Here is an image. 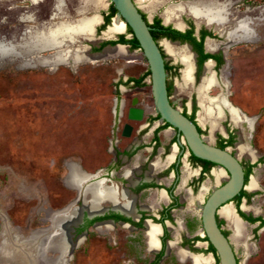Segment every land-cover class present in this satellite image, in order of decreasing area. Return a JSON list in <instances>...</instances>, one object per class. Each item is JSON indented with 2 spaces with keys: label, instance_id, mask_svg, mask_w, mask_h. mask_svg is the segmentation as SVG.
<instances>
[{
  "label": "rangeland",
  "instance_id": "1",
  "mask_svg": "<svg viewBox=\"0 0 264 264\" xmlns=\"http://www.w3.org/2000/svg\"><path fill=\"white\" fill-rule=\"evenodd\" d=\"M137 1L147 20L153 23L159 19L163 23L168 7L191 0H167L156 12L143 8L156 0ZM248 3L259 6L264 5V0H248ZM58 6H62L64 15L71 21L84 16L91 18L99 12L104 18L110 14L111 0L106 9L98 12L89 9L86 0H0V40L19 41L26 31L33 30L29 27L64 21V17L52 19L58 13ZM261 7H246L243 11H253L244 13L235 11L234 7V19L248 15L252 21L220 26L228 36L245 32L247 37L229 43L219 38L226 53L219 52L223 60L217 73L219 81H225L228 86L215 87L210 93L212 97L225 93L227 101L250 121L237 125L225 111L219 122L224 132L219 129L211 137V124L198 122L203 110L198 106L197 93L181 89L184 66L166 52L165 57L170 66L172 102L197 120L204 137L212 138L211 145L229 147L238 155L246 172H250L246 195L233 202L237 213L239 210L264 221V13ZM85 8L87 11L79 14ZM185 16L195 21L192 16ZM108 26H112V19L108 25L101 23L96 27L93 43L79 38L76 43L68 44L62 64L52 61L57 50L39 52L25 59L16 56L0 59V264H151L158 253L147 247L144 229L133 230L120 224L107 226L103 221L84 229L89 219L112 212L109 202L100 206L90 203L94 181L104 176L119 188L133 191L139 208L151 207L153 211L145 212L148 218L152 214L161 218L165 208L176 204L165 222L166 239L173 245L159 264H193L192 259L181 260L178 255L179 249L185 247L193 254L209 258V264H218L208 252L207 242L200 239L203 238L201 214L207 198L228 180V175L220 181L210 170L202 175L201 167L193 164L186 152L187 158L179 164L177 178L173 171L176 160L167 162L173 155L176 134L156 120L150 76H146L149 66L143 52L123 44L127 45V54L98 57L107 45L118 44L120 37L132 39L128 30L107 37L103 33ZM166 26L179 30L175 23ZM202 26L207 27L205 24L196 27ZM162 41L158 39L159 43ZM80 47L86 48V53H80L85 57L77 60ZM44 59L51 63L42 64ZM196 69L198 87L203 74L202 69ZM142 78V83L137 84ZM135 98L139 99L138 107L145 110L142 122L128 119ZM126 124L133 127L130 138L122 136ZM239 145L250 151L240 155ZM252 151L256 160L249 157ZM155 161L161 167L150 171L149 165ZM184 173L191 177L183 185ZM82 174L92 179L77 189L72 178ZM253 180L256 187L251 190ZM130 181L138 182L137 186L131 187ZM145 184L152 188L144 190ZM172 187L175 200L163 201L161 192ZM64 212L56 222L50 218ZM73 219L79 220L77 225L72 223ZM244 221L246 226L241 235L223 217L220 223L231 236L241 264H264V224ZM67 235L75 247L64 255Z\"/></svg>",
  "mask_w": 264,
  "mask_h": 264
},
{
  "label": "bare ground",
  "instance_id": "2",
  "mask_svg": "<svg viewBox=\"0 0 264 264\" xmlns=\"http://www.w3.org/2000/svg\"><path fill=\"white\" fill-rule=\"evenodd\" d=\"M86 1L90 6L89 9L98 12L100 10L106 9L109 5L110 0H86ZM166 1L167 0H156L151 2L149 6L143 8L155 12L160 7L166 5ZM61 7L62 6H58L57 9L58 13L54 14L52 16V19L64 17L65 18L64 21L43 22L39 28L29 27L33 30L26 31L23 34V36L19 39V41L6 42L0 40V59L5 60L15 56L22 57L25 59V57L29 55H34L39 52L57 50L58 52L55 56V59L52 61H54L55 64L56 63L60 64L62 61H64L65 57L67 56L65 52L67 51L66 47H68V44L76 43L79 38L85 39L92 43L95 42V36H96L95 29L97 26H99L102 23L99 14H96L91 18L84 16L79 20L71 21L66 18V15H64L63 9ZM228 7H229L228 2L220 3L218 0H195L192 2H186V3L183 2L168 7L163 14V18L166 24L174 22L176 24V27L180 29H182L183 27V24H181L180 22V17L184 14L185 15L188 14L192 16L197 22L210 23L207 24L210 27L214 25L216 27H220L223 26L229 18ZM86 11H87L86 8L80 10L79 14H84ZM262 12L264 13V9ZM25 20L29 21L31 19H25ZM211 23H215V24H211ZM240 23L248 24V21L247 19H244ZM200 25L201 24H197L198 27ZM126 30L127 28L125 23L121 21L119 18H114L112 20V26H108V29L103 34L111 38L116 34L124 33ZM31 32L33 34L32 37H31L32 35ZM228 37L230 40H233V39H244V37L246 38L247 36L245 32L244 33L234 32V33H230ZM163 46L173 58L178 59L184 65V69L182 71L183 83L181 85V89L183 91L195 90V92L197 93L198 104L200 108L203 110V112L199 113L200 118L198 122H200L202 125L206 124L207 122L211 124V130H210L211 137H213V135L217 132V130L220 129L221 131H223V129H221L219 125V122L222 120L225 111H227L231 115L232 121L235 122V124L237 125L240 124L242 121H250L239 109L235 108L230 102H228L226 98H223L221 96L219 97L210 96V93L213 90V88H215L218 85L217 80L215 79V75L212 72V63L206 65L201 82L199 86L196 89H194V84H195L194 73L196 70V65L188 49L189 46L177 47L167 42H164ZM207 47L209 50L212 51L217 49V46H215L214 43L212 42H208ZM78 52L79 53H77L75 57L77 60H81L85 57V56L82 57L81 54L86 53V48L80 47ZM120 54L122 55L127 54L126 47L117 46L115 48H110V47L106 48L103 51V53L98 57L105 58L107 56L120 55ZM87 59L90 58L87 57ZM41 63L46 65L51 63V61L44 59V61H41ZM224 84L228 86V84L225 81ZM211 137H205V140L208 143H210L212 140ZM237 149L240 155L246 154V151H250L248 148L240 145L237 147ZM175 151L176 148H174L173 152ZM249 157L252 160H256V156L253 151L249 153ZM173 160H174V155L168 158V162H171ZM157 166L160 167L159 162H154L151 167L152 169H155V167ZM212 172L218 178L219 181L222 180L224 175H226V172L221 167L214 169ZM190 177L191 176L188 177L184 173L182 184L184 185L185 183H187ZM72 179H73L74 187L80 189L84 183L90 181L92 178L89 175L82 174L81 176H74ZM102 186H103L102 181H100L95 183L91 187L90 191H92V198L90 199V203L94 206H99L100 203L106 201V202H111L116 206L119 205V203L117 202L116 191L113 189L104 188ZM255 187H256V183L253 180L249 189L253 190L255 189ZM161 196L163 201L166 202L168 200L165 192H161ZM123 197L125 199V204L121 207L122 210L131 212L132 199L125 192ZM63 214H65V212L51 215L50 218L56 222L59 218L64 216ZM219 214L221 218L223 217L229 223V226L232 227L238 235H241L243 233L246 223L238 218L233 204H230L228 207L220 211ZM78 221L79 220H75L74 222L73 219L74 225H77ZM147 231H148L150 249L152 251H155L158 249L157 235L160 233V227L148 223ZM172 245L173 244L170 243V246ZM72 249H73L72 244L68 239V235H67V238L65 240V246L63 249V254L64 255L70 254L69 252ZM178 255L181 260L192 259L193 264L210 263L209 258H206L202 255L190 256L188 252L185 250H180ZM11 263H13V261Z\"/></svg>",
  "mask_w": 264,
  "mask_h": 264
},
{
  "label": "water",
  "instance_id": "3",
  "mask_svg": "<svg viewBox=\"0 0 264 264\" xmlns=\"http://www.w3.org/2000/svg\"><path fill=\"white\" fill-rule=\"evenodd\" d=\"M137 2V0H111V5L117 11L112 20L119 18L125 23L127 29L132 30L133 34L131 36L136 38L140 46L139 50L143 52L147 60L152 96L157 115L160 116V122L163 125H169L175 131L179 145L185 143L189 153L195 158L221 167L228 175V180L214 190L205 201L201 214L202 237L207 238V244L215 249L219 264H241L231 241V236L225 234V228L220 223L219 213L230 204H233L236 201L235 199L241 196L243 192L247 193L248 183L246 184L245 168L238 155L233 153L229 147L223 149L208 143L199 131L201 127L197 120L196 122L191 120L172 102L171 89L170 95L168 90L170 83L166 69V58L162 53L161 43L153 37L150 21L144 19L143 10L137 5ZM98 14L103 23V16L100 12ZM95 33L97 35V28ZM117 46L126 47L127 45L118 43L114 46L107 45L105 49ZM138 105L139 99L135 98L128 112L130 121L142 122L144 120L145 110L139 108ZM132 133L133 127L126 124L122 136L130 138ZM240 208L243 210L242 206ZM235 211L238 218L245 222L237 213L236 208Z\"/></svg>",
  "mask_w": 264,
  "mask_h": 264
},
{
  "label": "flooded vegetation",
  "instance_id": "4",
  "mask_svg": "<svg viewBox=\"0 0 264 264\" xmlns=\"http://www.w3.org/2000/svg\"><path fill=\"white\" fill-rule=\"evenodd\" d=\"M192 1H195V0L186 1V2H192ZM218 1L220 3H225V2L229 3V7H228L229 18H228V20H227V22L225 24H243V23H240V22H242V20H244V19H247V21L250 20L249 22L252 21V19H251L252 17L248 16V15H245V17H242L239 20L234 19L233 18L234 17V15H233L234 7H235V11H239V12L243 11V9H245L246 7L247 8L248 7L253 8V7H261L262 6L261 8L264 9V5L254 6V5L250 4V3H248V0H246V1H244V0H218ZM241 1H243V2H241ZM251 11H253V10L248 9V10L243 11L242 13L251 12ZM108 16H109V14H107L104 17L103 24H106ZM143 16H144V13H143ZM184 16H185V14L180 17V22H181V24H183L182 29L176 27L179 30H176L174 27H170V26L164 25V24H166L165 21L162 23V22H160L159 19H156L153 23H151V22L149 23L151 28H152V35L155 38V40L158 42L159 38L163 39V41L161 42V50H162V53H163L164 57H165V52L168 53L166 51L165 47L163 46L164 42L170 43V44L175 45L177 47L189 46L188 49H189V51H190V53H191V55H192V57L194 59V63L196 65V67H199V69H202V74L204 75V70H205L206 65L209 64V63H212V72L214 73L215 79L217 80V83H218V85L216 87L222 88V86H224V88H227V86L224 84L223 80H222V83L219 81V78H218L219 74L217 73V70L219 69V66L221 65L222 60H223V58L219 54V52L220 51H224L223 47L225 46L224 43H222V41L219 40V38L225 39L229 43L231 40L229 39L228 34H226L225 31L221 29V27H216L215 25L210 27V26L207 25V24H210V23L197 22L196 20L194 21L191 17L190 18L193 21H190L187 16H185V17ZM145 20H147L146 17H145ZM167 24H174V23H167ZM197 24H205L208 28L206 26H205L206 28H203V26H204L203 25L200 29H198L197 28L198 27ZM211 24H215V23H211ZM193 26H195V27L197 26L195 30L193 29ZM212 27H214V28L211 29ZM217 32L219 33L218 36H217L218 39L215 37ZM125 39H127V37ZM122 40H123V38L120 37L119 38V43ZM208 42L214 43V45L217 46V49L214 50V51L209 50L208 47H207ZM129 46L132 47L131 45H129ZM224 53H226V51H224ZM207 56H209V57H207ZM175 61H178V62H180L182 64V62L179 61L178 59H175ZM166 66L170 68V66L167 63V61H166ZM168 71H170V69ZM196 71H197V69L195 70V73H194V77H195L194 89L197 88L196 87V76H195ZM203 75L201 76V79H202ZM201 79H200V82H201ZM200 82H199V84H200ZM168 90H169V85H168ZM169 95H170V91H169ZM219 96H221L223 98H226V94L225 93H222ZM219 96H217V97H219ZM197 103H198V99H197ZM198 106H199V104H198ZM184 114L186 116H188L191 120L196 122V119H192V116H190L189 113H184ZM158 121H160V119ZM163 126H165V125H163ZM165 129H171V128L168 127V128H165ZM199 129L202 131L201 128H199ZM174 143L176 144L175 147H174V148H176V151L173 152L174 153L173 154L174 155V160L173 161L176 160V162H175V165L173 167V171H175V175L177 176V178L180 177V172H179V169H178L179 168V164L184 162V159L187 158V153L186 152H188V154L190 156V161L193 164H197V165H199L201 167L202 175L206 174V172L209 171V170L213 174L212 171L216 167L219 168V166L214 165L212 163H211V165L206 167V165L204 163L196 162L193 159L194 156L189 153V149H188L187 145L185 143H183V145H181V146L179 145L178 139H177V134H176V138H175V142ZM176 152L179 153V156H177V157L175 156ZM182 156H184L183 159H182ZM173 161H171V162H173ZM201 161H203V160H201ZM155 162H159V161H155ZM167 162H168V160H167ZM171 162H168V163H171ZM204 162H206V161H204ZM153 163H151L149 165L150 171H155L156 169L161 167V166L160 167L157 166V167H155V169H152L151 166H152ZM245 172H246V170H245ZM108 176H110V174ZM111 176H112V174H111ZM91 178H92V176H91ZM100 181H102V184H103L102 187L107 188V189H113V190L116 191V193H117V202L119 203V205L116 206L113 203L109 202V203L112 204V210H111L112 212L108 213V214L106 213V215L104 217H102V218L89 219L87 221V224L85 225L84 229L87 230L88 228H90L92 226H95L100 221L105 222L107 226L120 224L122 226L124 225V226H126L128 228H131L133 230H143L144 229L145 230V236L147 235L146 244L148 243V245H147V247H148L149 246V238H148V231H147L148 223H150L151 225H154V226H159L160 227V233L157 235L158 249L154 251V252H157L158 254L156 255L154 261L151 263V264H159V262L164 257V255L167 254L169 252V250L171 249L170 241L168 239H166V237L168 236V234H167L168 230L166 228L165 222H166V220L170 219V210L173 207H175L176 204H172L169 207L165 208V210L162 212L161 218H158V216L155 215V214H152V217L148 218L149 215L146 214L145 212L152 210V209H150L151 207H140L139 208L137 206V196L135 195V193L133 191H131L130 189H125V188L121 189V188H119V186L116 183H114L110 178L105 177V176L102 177L101 179L97 180V181H94V184L97 183V182H100ZM88 182H90V181H88ZM108 182L111 183L110 186L108 185ZM129 183L131 184L130 185L131 187H135L138 184V182H135V181H130ZM143 187H145L144 190H147V188H152V187H149L147 184L143 185ZM173 187L168 189V190L165 189V190L162 191V192H165L167 199L175 200ZM124 192L132 199L131 200V209H132L131 212L124 211L121 208L125 204V199L123 197ZM121 195H122V199H121ZM100 205H101V203L99 204V206ZM238 214H239V210H238ZM74 222H75V220H74ZM89 222H93V223H91L89 225ZM247 222H249V221H247ZM258 222H260L262 224L261 221H258ZM258 222H256V223H258ZM201 226H202V222H201ZM147 239H148V241H147ZM200 239L203 240L204 238H200ZM70 242H71V240H70ZM204 242H206V241H204ZM71 244H72V242H71ZM209 246L210 245H208V249H209ZM74 247H75V245L72 244V248H74ZM149 249H150V246H149ZM149 249H148V251H149ZM180 250L187 251L190 256H199V255L193 254L192 251H190V249H188L187 247L180 248L179 251ZM212 255H213V253H212Z\"/></svg>",
  "mask_w": 264,
  "mask_h": 264
},
{
  "label": "trees",
  "instance_id": "5",
  "mask_svg": "<svg viewBox=\"0 0 264 264\" xmlns=\"http://www.w3.org/2000/svg\"><path fill=\"white\" fill-rule=\"evenodd\" d=\"M116 14H117V11L115 10L114 6L111 5V11H110V14H109V16H108V19H107V22H106L105 26L108 25V24L110 23V20H111ZM144 19H145V15H144ZM128 33L131 34V35L133 34V32H132V30H131L130 28H128ZM176 33H177V32H176ZM122 38H123V40H122L120 43H122V44H129V45H131L132 48H134V49H140L139 43H138V41L136 40V38H135L134 36L132 37L131 40H125V39H124V36H123ZM207 57H209V56H207ZM166 69H167V71H168L170 68L166 66ZM146 76H150V71H148V73L146 74ZM143 79H144V78H142L141 80H137V81H136L137 84H141L142 81H143ZM169 91H170V87H169ZM159 119H160V116L157 115L156 120H159ZM192 119H194V118L192 117ZM163 127H164V128H168V127H170V126L166 124V125L163 126ZM199 130H200V129H199ZM200 132L202 133L201 130H200ZM221 148H226V147L221 146ZM193 159H194L196 162H202V163H204V164L206 165V167H208L209 165H211V163H209V162H204V161H201V160H199V159H197V158H194V157H193ZM249 175H250V172L248 171V172L246 173V184L248 183ZM245 195H246L245 192H243L242 195L239 196L238 198H236L235 200L239 201V200L242 199ZM239 214H240V216H241L243 219H245L246 221H249V222H251V223H256V222H258V221H261L262 224H264V221H263V220H256V219L250 218V217L246 216L244 213H242L241 211H239ZM91 223H93V222H89V225H90ZM225 234L227 235V233H225ZM227 236H228V235H227ZM203 240L206 241V242H208V239H207V238H204ZM208 252H209V253H213V255L215 256V258H216V260H217V263L219 264V260H218V257H217V255H216V251H215V249H214L211 245L209 246Z\"/></svg>",
  "mask_w": 264,
  "mask_h": 264
}]
</instances>
